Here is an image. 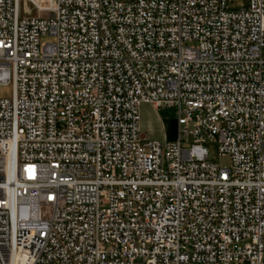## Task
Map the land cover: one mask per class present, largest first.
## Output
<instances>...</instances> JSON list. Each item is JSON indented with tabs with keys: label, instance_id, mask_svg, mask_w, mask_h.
I'll use <instances>...</instances> for the list:
<instances>
[{
	"label": "built area",
	"instance_id": "built-area-1",
	"mask_svg": "<svg viewBox=\"0 0 264 264\" xmlns=\"http://www.w3.org/2000/svg\"><path fill=\"white\" fill-rule=\"evenodd\" d=\"M49 1L0 0V264H264V0Z\"/></svg>",
	"mask_w": 264,
	"mask_h": 264
},
{
	"label": "rangeland",
	"instance_id": "rangeland-1",
	"mask_svg": "<svg viewBox=\"0 0 264 264\" xmlns=\"http://www.w3.org/2000/svg\"><path fill=\"white\" fill-rule=\"evenodd\" d=\"M49 2H52L50 0ZM246 0H229L227 2V8L231 10H236L244 7ZM33 14L43 15L44 12L41 10L33 9ZM51 36H46L42 38L44 40H51ZM12 95V84L9 82L7 84L0 83V98L1 97H11ZM148 107L139 108L140 113V131L143 136L149 135L153 131L164 130L167 139H175L177 137L178 127H177V108L173 106H161L158 109L153 108L152 105ZM146 137V136H145ZM150 138V137H148ZM165 138V137H164ZM188 145L187 143L183 144ZM204 146L208 150V160L214 161L221 166H229L230 159L227 156H223L218 151V144L216 142L207 141Z\"/></svg>",
	"mask_w": 264,
	"mask_h": 264
},
{
	"label": "crops",
	"instance_id": "crops-1",
	"mask_svg": "<svg viewBox=\"0 0 264 264\" xmlns=\"http://www.w3.org/2000/svg\"><path fill=\"white\" fill-rule=\"evenodd\" d=\"M147 104L148 103H142L141 106L145 108V107L149 106ZM145 136L153 138V139H163L164 137L166 138L164 130L162 132L160 130H158V131L155 130L152 133H150L149 135H145Z\"/></svg>",
	"mask_w": 264,
	"mask_h": 264
}]
</instances>
